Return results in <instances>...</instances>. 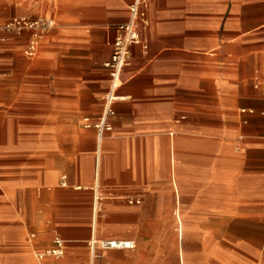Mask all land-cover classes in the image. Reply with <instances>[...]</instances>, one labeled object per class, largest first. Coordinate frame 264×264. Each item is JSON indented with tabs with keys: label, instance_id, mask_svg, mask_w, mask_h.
I'll list each match as a JSON object with an SVG mask.
<instances>
[{
	"label": "crops",
	"instance_id": "obj_1",
	"mask_svg": "<svg viewBox=\"0 0 264 264\" xmlns=\"http://www.w3.org/2000/svg\"><path fill=\"white\" fill-rule=\"evenodd\" d=\"M133 1H22L54 26L35 57L21 52L47 78L43 106L31 86L11 88L27 102L12 119L44 126L31 148L2 146L42 157L40 174L17 164L0 179V197L16 193L19 210L42 188L13 246L27 249L30 231L37 249L67 241V259L53 264H264V0H149L141 43L113 85L104 63ZM27 37L0 50L21 51ZM107 93L115 115L99 137L82 119L103 111ZM90 238L134 247L92 257ZM10 264H33L32 254Z\"/></svg>",
	"mask_w": 264,
	"mask_h": 264
},
{
	"label": "rangeland",
	"instance_id": "obj_2",
	"mask_svg": "<svg viewBox=\"0 0 264 264\" xmlns=\"http://www.w3.org/2000/svg\"><path fill=\"white\" fill-rule=\"evenodd\" d=\"M28 8L29 6L22 3L21 0H0V20L8 18L14 14L25 13ZM27 64L28 62L22 57L19 48L13 51L0 50V97H2L3 100L2 104H0V109H2L3 115L2 124H0V132H3L4 135L7 133L11 134L9 140H5L6 137H3L4 139L2 141L0 140V179L1 177L9 178L12 176L10 166L17 164H23L24 167L29 166L35 175L41 173L39 170H41L40 165L42 157L14 156L10 152H4L2 149V146L6 144L13 145V148H31L32 144H34L31 136H34L35 139L41 138V134L44 131L42 120L35 122V124H27L26 122H23L25 121L24 118V120L20 119V123L17 124L16 119H12V115L15 113L13 108L16 106L19 107L23 104L26 105L27 103L25 102L26 93L24 92L27 86L34 88L36 105L41 108L44 103V100L42 99V90L48 88L47 78H44L38 74V72H32L27 68ZM14 86L24 91L16 93L11 89ZM36 142L40 143L41 141H35V144ZM41 190L42 188L40 185L35 186L32 194L27 197L25 211L23 205L21 210L18 209L17 203L14 200L17 196L16 193L12 194L10 192L8 194V191L5 189L6 192L4 198L2 199L0 197V262L10 264L13 260V256L17 252H28L32 254V257L36 261H39L35 256V252L37 248H41V246L36 247L37 245L35 246L34 242L31 243L28 240L31 232L28 231L25 233L24 240L29 244V248L23 249L13 246L12 238L14 237V232L12 231V228L15 224L24 222V214L26 211L27 213L35 211L36 204L41 197ZM17 214L20 216H17ZM67 249L68 248H66L65 255L61 259H47L39 261V263L53 264L66 260ZM80 262L81 261H79V263Z\"/></svg>",
	"mask_w": 264,
	"mask_h": 264
},
{
	"label": "built area",
	"instance_id": "obj_3",
	"mask_svg": "<svg viewBox=\"0 0 264 264\" xmlns=\"http://www.w3.org/2000/svg\"><path fill=\"white\" fill-rule=\"evenodd\" d=\"M148 2L149 0H134L128 7L129 20L117 26L112 53L110 58L104 63V67L107 68L113 85L117 83L122 68L129 64L131 46L141 43V33L148 25L146 14ZM53 26V19L43 13L35 15L25 13L11 15L8 18L0 20V46L6 44L10 36L19 38L27 33V41L23 45L21 52L24 56L33 58L36 56L42 41ZM114 98L116 96L113 93H107L103 111L94 119L84 117L82 119L83 127L95 128L99 137L104 132L110 131L112 126L108 118L115 115L114 109L111 106V101ZM135 201L139 202L137 199ZM29 238L33 240L35 234H30ZM87 246L90 255L97 257L99 256L98 250L130 249L134 247V244L130 240H96L90 238ZM66 247L67 241L59 235H55L52 238L51 245L44 249H37L35 256L39 261L47 259L58 260L64 256Z\"/></svg>",
	"mask_w": 264,
	"mask_h": 264
},
{
	"label": "bare ground",
	"instance_id": "obj_4",
	"mask_svg": "<svg viewBox=\"0 0 264 264\" xmlns=\"http://www.w3.org/2000/svg\"><path fill=\"white\" fill-rule=\"evenodd\" d=\"M26 247L29 248V244L28 243L26 244ZM32 259H33V264H40L39 261H36L33 257H32Z\"/></svg>",
	"mask_w": 264,
	"mask_h": 264
}]
</instances>
